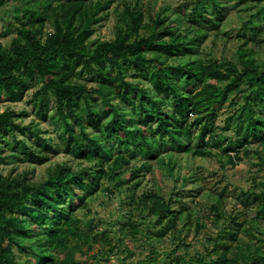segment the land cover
I'll return each mask as SVG.
<instances>
[{"label": "trees", "instance_id": "1", "mask_svg": "<svg viewBox=\"0 0 264 264\" xmlns=\"http://www.w3.org/2000/svg\"><path fill=\"white\" fill-rule=\"evenodd\" d=\"M53 1L56 5L51 6L50 16L54 29L45 37L42 28H37L44 19L36 18L39 14L36 8L24 6L21 15L26 20L20 21L21 38L14 37L8 49L0 45V98L20 99L28 89L42 84L33 99L38 103L39 113L46 117L52 107L55 111L52 117L62 125L68 149L73 148L79 157L101 165L96 170L86 168L74 173L67 163L57 164L40 184L0 175V264H78L68 250L70 236H88L80 229L74 211L85 203L90 185L100 177L116 179L117 187L129 182L130 179L116 172L118 160L124 159L125 152L143 159L172 150L205 155V147L211 143L221 146L224 142L228 154L234 150L236 157L252 141L264 144V66L259 64L253 50L240 46L238 61L191 56L197 52L191 43L200 41L205 25L215 28L223 17L217 0L211 3L214 18L204 0H198L189 12V21L200 36L188 39L174 21L166 23L169 16L162 13L153 18V23H146L143 10L127 7L124 25L119 27L116 38L97 41L93 48L88 45L93 26L103 18L98 11L112 0ZM258 17L261 22L256 20ZM263 23L264 8H258L244 24L260 31L264 29ZM148 28L150 33L141 32ZM182 56L188 57L181 62L172 61ZM78 68L87 72L86 79L77 77ZM95 74L96 81L110 88L118 99L106 101L108 109L98 106L99 96L105 95V91L102 86L90 83ZM133 74L145 75L148 84H134L130 80ZM231 93L241 101L231 99ZM226 101L233 106L226 121L234 132L220 138L215 117ZM19 115L13 109L0 113V149L2 143L9 142L6 132L10 125L22 134L29 130L46 147H52L50 138L35 132L32 125L14 123L12 118ZM194 138L196 146L191 143ZM21 143L22 153L33 161L47 160L43 154L26 150L24 140ZM114 155L115 164L106 170L103 162ZM139 171L137 167L132 169L131 178ZM256 195L262 198L258 214L264 217V191ZM68 196L76 197L77 202L64 207ZM129 201L136 204L155 238L178 229L181 215L172 208V198L149 189L140 195L132 191ZM213 207L218 217L223 215L219 203ZM235 219L231 221L240 225ZM128 222L136 227L133 220ZM225 232L221 236L237 239L233 229ZM222 242L223 248L215 243L210 252L213 256L198 255L189 264H264L262 245L247 242L242 251L239 246L233 248L228 240ZM14 247L27 256L25 261L16 259ZM66 249L61 257L60 253ZM150 254L147 259L155 261L159 253L154 245ZM182 259L175 258V264H183Z\"/></svg>", "mask_w": 264, "mask_h": 264}, {"label": "rangeland", "instance_id": "2", "mask_svg": "<svg viewBox=\"0 0 264 264\" xmlns=\"http://www.w3.org/2000/svg\"><path fill=\"white\" fill-rule=\"evenodd\" d=\"M204 1L208 12H213L212 0ZM217 1L223 17L215 28L205 25L200 33V41L191 43L197 50L191 56L221 62L228 59L238 61L239 47L244 46L252 49L259 64L264 66V29L257 31L244 24L250 14L255 13L258 8H264V0ZM197 3L198 0H112L107 7L98 11L103 18L93 26L94 33L88 45L93 48L97 41L114 40L119 27L124 25L127 7L143 10L146 23H153V18L162 13L169 16L166 23L174 21L188 39L200 36L192 26L194 23L189 21V12ZM55 5L53 0H36L31 3L29 0H0L2 48L8 49L14 37L22 36L19 32L20 21L26 20L21 15L22 7L37 9L39 14L36 18L44 19L43 25L39 23L37 28H42L45 37L54 29L50 11ZM212 15L214 18L215 13ZM192 19L195 21L196 17L193 16ZM256 20L262 21L259 17ZM141 32L148 34L151 31L148 28ZM148 56H151V52H148ZM187 57L182 56L180 60L172 61L181 62ZM77 74L81 80L88 77L87 72L81 71V68H78ZM95 76L97 75H94L95 79H89L90 83L102 86V91H105V95L99 96L98 106L108 109L106 101L117 102L118 99L114 98L110 88L97 82ZM130 80L140 85L149 82L145 75L133 74ZM41 88L42 84L31 87L20 99L5 96L0 98V113L8 109L15 110L21 115L12 118V121L32 125L35 132L40 131L43 136L50 138L52 147H46L29 130L27 134H22L10 125L6 132L9 142L2 143L0 149V175L40 184L47 180L57 164L67 163L74 173L86 168L96 170L101 165L99 162L81 158L73 148L68 149L66 140L63 139L62 125L52 117L54 109L49 107L46 117L39 113L38 103L33 99ZM230 98L241 101L235 93H231ZM52 102L51 98L50 106ZM232 109V103L226 101L217 110L215 128L220 138L224 135L231 136L234 132L226 121ZM191 117L195 118L193 115ZM22 140L28 146L26 150L43 154L47 160L38 163L30 159L28 154H23V147L20 145ZM191 143L196 146V139ZM225 148L224 142L221 146L211 143L205 147V155L172 150L152 159H143L138 154L125 152L124 159L118 160L116 172L130 179L129 182L123 187H117L116 179L100 177L90 185L85 203L74 211V218L79 220L80 229L86 231L88 236H70L68 250L75 255L78 264H175V258L178 257L185 259L186 262L182 259L183 264H189L198 255L207 258L213 256L210 252L215 243L219 248L224 247L222 240L232 242L233 248L239 246L242 251L247 242L264 248V217L258 214L262 198L256 195L264 191V144L252 141L241 148L236 157L234 150L229 152L233 157H229ZM235 148H238L237 144ZM115 159L116 155L103 162L106 170L115 164ZM135 167L140 171L131 178V170ZM149 189L168 199L172 198V208L179 210L181 215L178 229H170L160 239L155 238L154 233L148 230L147 220L139 213L136 204L129 201L132 191L140 195ZM76 202V197L68 196L64 207ZM217 203L223 213L220 217L213 207ZM233 217L240 225L231 221ZM129 219L135 222L136 227H131ZM225 229L237 232V239L233 241L226 239L227 235L221 236L227 233ZM153 245L159 254L155 261H150L147 257L151 255ZM66 251L67 249L60 253L61 257ZM14 252L18 261L26 260L27 256L18 247H14Z\"/></svg>", "mask_w": 264, "mask_h": 264}]
</instances>
